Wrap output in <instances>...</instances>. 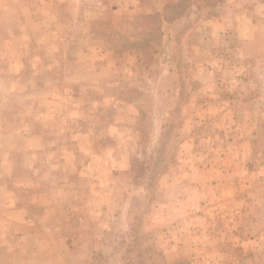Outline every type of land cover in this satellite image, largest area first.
<instances>
[{
  "label": "rangeland",
  "instance_id": "obj_1",
  "mask_svg": "<svg viewBox=\"0 0 264 264\" xmlns=\"http://www.w3.org/2000/svg\"><path fill=\"white\" fill-rule=\"evenodd\" d=\"M0 264H264V0H0Z\"/></svg>",
  "mask_w": 264,
  "mask_h": 264
},
{
  "label": "trees",
  "instance_id": "obj_2",
  "mask_svg": "<svg viewBox=\"0 0 264 264\" xmlns=\"http://www.w3.org/2000/svg\"><path fill=\"white\" fill-rule=\"evenodd\" d=\"M159 16V15H158Z\"/></svg>",
  "mask_w": 264,
  "mask_h": 264
}]
</instances>
